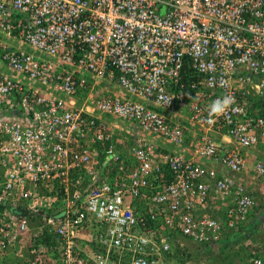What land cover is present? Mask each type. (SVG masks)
<instances>
[{
    "label": "built area",
    "instance_id": "2783aa9c",
    "mask_svg": "<svg viewBox=\"0 0 264 264\" xmlns=\"http://www.w3.org/2000/svg\"><path fill=\"white\" fill-rule=\"evenodd\" d=\"M0 34L22 44L0 41V256L44 232L54 241L31 239L30 264H172L170 238L214 245L246 222L255 195L238 174L242 150L264 145V0H0ZM185 59L203 75L197 98L180 80ZM83 90L80 105L66 100ZM184 103L231 145L201 131L190 155L147 136L123 152L101 117L180 146L168 112ZM252 169L264 179V161ZM258 243L244 245L262 264Z\"/></svg>",
    "mask_w": 264,
    "mask_h": 264
},
{
    "label": "crops",
    "instance_id": "0c3cea01",
    "mask_svg": "<svg viewBox=\"0 0 264 264\" xmlns=\"http://www.w3.org/2000/svg\"><path fill=\"white\" fill-rule=\"evenodd\" d=\"M0 41L4 42V43H6L12 47H15V48L22 46V44L20 42H18L15 38L10 37V36H6V35L0 34ZM6 71H7L6 66L0 60V73L1 72L5 73ZM121 91L122 90L120 88H111L110 89L109 87H106V84H104V92L109 93L110 95L112 94V92H119L120 93ZM200 95H201V92H198V93H196V95H194V97L197 98ZM202 95H204V94H202ZM79 98H80L79 96L78 97L77 96L66 97V100L71 102V103L77 104V103H79ZM188 110H189V104L184 103L182 105H177L174 110H171V112H168L171 120H179L184 125L183 142H182V145L180 144V146L170 144L161 138L151 136L149 134H144V132H142L138 128V126L134 123L115 119L113 116L106 115V114H102L101 117L107 122V124L110 125V129L113 132L114 138H116L118 144L121 146L120 149L123 150V152L128 151L129 146L134 142V140L136 138H138L140 136H147L151 140H153L158 145V147L162 150H165V151L166 150L182 151V152L190 155L191 151L189 150V143H190L191 139L193 138L192 136L196 133L201 132V131H207L209 133V135L212 136L222 146H230L231 145V140L228 138V136L224 135L222 129H218L219 127L214 126V128H212V129L203 130L202 128L193 124L188 119ZM242 155H243V158L245 159V168L238 174V177H239V180H241L246 185V187L250 191L253 192V195H255L254 196L255 197V205L251 209L249 216L254 215L258 219V222H260L259 223V229H261V230H260V232L258 231L259 235L255 236L254 239H252V238L251 239L261 243V244L258 243L259 247H261V251L260 252L257 251V257L262 259V261L264 262V202L262 200L263 191H264V179H261V178L256 179L254 176L253 169H252V164L255 161H257V160L264 161V145L259 144L255 147H252V148L243 149ZM202 161L206 164H211L210 160L206 159V160H202ZM257 207H258V209H257ZM218 213L221 215V212H218ZM32 236L33 235H31V239H33ZM28 237H29L28 235H24L20 239L19 243L14 248L8 250L4 255L0 256V263L1 264H13L12 263V258H13V260L14 259L18 260V262L16 260V262H17L16 264H30V262H29L30 254H28L29 253L28 247H29V244L31 242V239H28ZM234 239H235V237H234ZM236 239H237V237H236ZM238 239H242V240H240L238 243H235L233 241V238L231 239V241H230L231 242L230 247H232L231 250H236L237 248H239L238 246L240 245L241 242H243V245H244L247 238L241 235V237H238ZM228 240H229V238L227 239V241ZM222 242H223V239H221V241L219 243L221 244ZM219 243L217 244V246L215 244L210 245V247L205 245V246H202L201 248H199L195 251L187 248L186 252L191 254L190 260H195L198 262H204V260H206L204 257H205V255L206 256L208 255L207 254L209 252L208 250L215 249L216 254L217 253L219 254V251L221 249V247L219 246ZM191 244H193V243H191ZM185 246H183V247H185ZM230 247H228V248H230ZM206 248H207V250H206ZM87 249H89L88 245H87ZM186 252H184V253H186ZM222 253H224V251ZM222 253H220V256H221L220 264H223L224 260H227L226 258H224ZM238 254L240 255V257H242L240 252ZM235 256H238V255H233V256L231 255L232 264H234V263L246 264L245 261H248V259L247 260L245 259V261H244V258L242 261L241 259L235 258ZM175 264H177V263H175Z\"/></svg>",
    "mask_w": 264,
    "mask_h": 264
},
{
    "label": "trees",
    "instance_id": "16d2710c",
    "mask_svg": "<svg viewBox=\"0 0 264 264\" xmlns=\"http://www.w3.org/2000/svg\"><path fill=\"white\" fill-rule=\"evenodd\" d=\"M180 77H181L180 80L182 81V83L184 85L185 91L190 93L191 98H193L194 95H196V93H198V92H201V95L204 93V91H203L204 88H203V84H202L203 75L201 73L197 72L194 68H192L189 60H187V59H185L183 62V66L180 70ZM83 92L85 94L86 90H83ZM252 99L253 98H251V100ZM253 102H254V100L252 101V106H254V103L256 102L257 107H259L258 111H255V112H260L261 114H264V107H262L258 103V100H255L254 103ZM250 109L253 110L254 108L250 107ZM214 126L219 127L218 129L223 130V128L221 127L222 125L218 122H216ZM113 140H114L115 144H117V147L120 149L121 146L118 144L116 138H114ZM163 172H164V175H163L164 177L162 179V182H164L166 180H170V178L172 176H170L169 171L167 170L166 167H164ZM257 209H258V207H257ZM22 213L27 214L26 211H22ZM259 223L260 222H258V219L254 215L249 216V214H248L247 220L244 224H240L236 229L227 230L225 232L224 236H222L218 240V243H219L221 241V239H223V242L221 244L219 243V246L221 247L219 254L224 251V253H222V255L224 256V258L227 259L228 264H232L231 255L232 256L233 255H239L238 253L239 252L241 253L242 248L243 249L245 248V246L243 245V242H241L240 245L238 246L239 248H237L236 250H231L232 249V247H230L231 239L233 238V241L235 243H238L240 240H242V239H238V237H241V235L246 237V238L254 239L255 236L259 235L258 231L260 232V230H261V229H259ZM234 237H235V239H234ZM236 237H237V239H236ZM53 238L54 237L51 234H47L44 232L41 234L38 233L36 236H33V243L35 245L44 244V245H46V248H48V246L54 241ZM228 238H229V240L227 241ZM207 246L210 247L209 244H207ZM228 247H230V248H228ZM181 249H180L179 243L176 240V237L174 236L172 239L170 238V247L167 251H165L163 253L164 258L166 260H171L172 264H175V263L184 264L185 262L190 260L191 254L190 253H184L186 251L183 249H186V247H183ZM245 249H244V251H245L244 257L248 259V254H247ZM113 256H111V257H113ZM121 264H127V262L122 261Z\"/></svg>",
    "mask_w": 264,
    "mask_h": 264
},
{
    "label": "rangeland",
    "instance_id": "374dc122",
    "mask_svg": "<svg viewBox=\"0 0 264 264\" xmlns=\"http://www.w3.org/2000/svg\"><path fill=\"white\" fill-rule=\"evenodd\" d=\"M87 93V92H86ZM86 93L84 94V92L83 91H80L76 96L78 97H80L79 98V103H77V105H80L82 102H83V100H84V98H85V96H86ZM176 245V244H175ZM174 245V246H175ZM204 246V245H203ZM186 249L187 248H189L190 250H193V251H195V250H197V249H199V248H201L202 246H198V245H196V244H191V243H186ZM182 247L180 246V249H181ZM186 249H184L185 251H187ZM245 249V248H244ZM244 249L242 248V251H241V256L242 257H240V255H238V256H235V258H238V259H241L242 261H243V258H244V261H245V259L247 260V258H245L244 256V253H245V251H244ZM182 250V249H181ZM206 250H207V248H206ZM209 252L207 253L208 255L206 256L205 255V259L206 260H204V263L205 264H220V261H221V256H220V254H216V252H215V249H213V250H208ZM182 252V251H181ZM187 253V252H186ZM234 260V259H233ZM246 262V264H247V261H245ZM223 264H227V260H224V263ZM234 264H236V263H234Z\"/></svg>",
    "mask_w": 264,
    "mask_h": 264
},
{
    "label": "clouds",
    "instance_id": "9594fccd",
    "mask_svg": "<svg viewBox=\"0 0 264 264\" xmlns=\"http://www.w3.org/2000/svg\"><path fill=\"white\" fill-rule=\"evenodd\" d=\"M233 102V98L231 96H224L223 98H217L216 100H214L212 102V104L210 105V115L211 114H217V113H222L231 103ZM248 239V238H247ZM251 239V238H250ZM255 241V240H254ZM218 242L215 244L217 246ZM205 246V245H204ZM245 246V245H244ZM246 248V246H245ZM247 254H248V264H255L252 259H251V255L248 253V249H245ZM259 252L261 251V247L258 250ZM189 261H195V260H189ZM262 261V259H261ZM188 262V261H187ZM187 262H185L184 264H186ZM198 262V261H195ZM204 263V262H203ZM178 264V263H177ZM263 264V261H262Z\"/></svg>",
    "mask_w": 264,
    "mask_h": 264
},
{
    "label": "water",
    "instance_id": "95a60500",
    "mask_svg": "<svg viewBox=\"0 0 264 264\" xmlns=\"http://www.w3.org/2000/svg\"><path fill=\"white\" fill-rule=\"evenodd\" d=\"M186 264H204L203 262L188 261Z\"/></svg>",
    "mask_w": 264,
    "mask_h": 264
}]
</instances>
